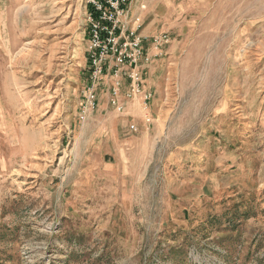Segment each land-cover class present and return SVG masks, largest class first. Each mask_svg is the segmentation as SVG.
I'll return each mask as SVG.
<instances>
[{
  "label": "rangeland",
  "instance_id": "rangeland-1",
  "mask_svg": "<svg viewBox=\"0 0 264 264\" xmlns=\"http://www.w3.org/2000/svg\"><path fill=\"white\" fill-rule=\"evenodd\" d=\"M147 104L88 77L83 0H0V264H264V0H131ZM136 131H128V122Z\"/></svg>",
  "mask_w": 264,
  "mask_h": 264
},
{
  "label": "built area",
  "instance_id": "built-area-1",
  "mask_svg": "<svg viewBox=\"0 0 264 264\" xmlns=\"http://www.w3.org/2000/svg\"><path fill=\"white\" fill-rule=\"evenodd\" d=\"M85 5L88 77L84 87V107L80 117L98 106L99 93L107 92V104L118 113L127 110L128 102H138L145 122H151L147 104L152 91L145 86L142 70L150 62L144 47L149 40L155 47L168 42L166 33L146 39L140 32L138 18L128 26L131 0H83ZM128 131H136V123L128 122Z\"/></svg>",
  "mask_w": 264,
  "mask_h": 264
}]
</instances>
